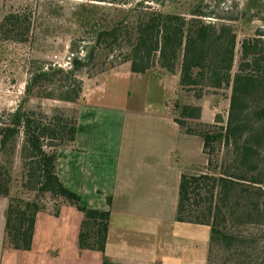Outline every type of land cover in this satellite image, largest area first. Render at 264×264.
I'll list each match as a JSON object with an SVG mask.
<instances>
[{"label":"trees","instance_id":"trees-1","mask_svg":"<svg viewBox=\"0 0 264 264\" xmlns=\"http://www.w3.org/2000/svg\"><path fill=\"white\" fill-rule=\"evenodd\" d=\"M73 1L68 65H33L25 98L15 110L0 117V156L14 148L22 136L23 167L28 177L37 179L42 194L57 198L56 209L59 204H69L83 214L80 249L99 251L104 264H114L106 256L110 210L84 205L56 171L59 149L66 141L70 142L66 146L75 141L78 110L71 119L49 118L40 111L25 110V103L33 97L78 102L84 91L83 75L110 70L108 61L116 59V54L139 75L152 72L157 65L161 73H174L181 55L179 96L182 91L196 92L201 100L204 88L231 89V95L225 123L220 118L204 123L200 105L176 102L175 111L183 120L174 121L182 133L202 138L207 157L206 165L190 166L181 175L176 221L210 226L211 246L221 242L227 249L237 239L226 230L228 223L264 225V32L256 31L254 37L242 41L241 57L233 72L237 32L230 24L202 19L211 18V14L196 10L193 18L186 20L181 14L147 6L152 2L164 8L160 0ZM31 25L26 11L8 13L0 20V42L29 43L33 39ZM89 35L90 41L86 40ZM221 149L223 155L219 156ZM10 177L0 157V197L9 201L4 244L31 250L36 215L46 208L35 200L10 198Z\"/></svg>","mask_w":264,"mask_h":264},{"label":"crops","instance_id":"crops-1","mask_svg":"<svg viewBox=\"0 0 264 264\" xmlns=\"http://www.w3.org/2000/svg\"><path fill=\"white\" fill-rule=\"evenodd\" d=\"M102 77L84 91L74 143L58 151L60 180L84 205L110 210V262L208 264L211 227L176 221L184 169L207 163L202 138L182 133L169 115L117 110L120 119H103L109 109L91 99ZM141 77L160 86L168 81ZM52 203L36 215L31 250H15L4 244L9 201L0 197V264H104L101 252L79 247L83 214L72 205L56 209ZM175 228L182 232L174 233Z\"/></svg>","mask_w":264,"mask_h":264},{"label":"rangeland","instance_id":"rangeland-1","mask_svg":"<svg viewBox=\"0 0 264 264\" xmlns=\"http://www.w3.org/2000/svg\"><path fill=\"white\" fill-rule=\"evenodd\" d=\"M160 1L164 2V8L152 2H149L147 6L150 10L181 14L186 20L193 18L192 13L198 10L206 15L211 14V18H202L205 22L210 20L216 24L225 23L234 27L237 32V48L233 72H236L241 57L242 41L254 37L256 31L264 32V0ZM74 2L73 0H0V20L10 12L26 11L32 20L33 30V39L29 43L0 42V117L6 112L15 110L25 98V87L34 64L68 65L70 41L74 32L73 24H71V10ZM134 2H140V0H134ZM128 17L133 18L131 15ZM89 37L90 35L86 40L90 41ZM115 58L108 61L112 64L110 70L105 68L98 73L89 72L83 75L84 91H86L98 82L103 74L108 73L102 77L101 84L94 89L91 98L93 105L109 109L103 112V119H106V116L111 119H120L115 112L117 110H135L142 113H154L158 116L169 115L170 118L173 116L183 120L179 111H175L176 102L180 101L178 104L181 105H200L203 115V121L202 117L201 121L204 123H215L216 118L226 122L231 89L204 88L201 100L196 98V92L182 91L181 96L178 95L181 55L174 73L165 71L161 73L162 70L158 65L152 72L147 73L157 77H167V84L163 86H160L155 79L150 78L149 83L148 79H142V75H132L130 63H122L119 54H116ZM120 66L117 74L110 72ZM137 80H142V83H136ZM200 88L196 89L197 93L200 92ZM84 91L82 98L72 103L33 97L25 103V110L40 111L47 114L49 118L63 116L70 119L74 118L78 110L79 119V108L85 98ZM187 123L191 124L190 121ZM68 141L61 148L70 144ZM21 150L22 136L14 148L7 149L0 156L2 164H5L11 175L10 198L35 200L44 208L52 202L56 206L57 201L54 200L57 198L42 194L39 191L37 179L28 177L27 168L23 167L25 161ZM222 155L221 149L219 156ZM225 228L237 239L228 249L223 243L215 242L209 252L210 264H264V225L237 226L231 222ZM172 231L182 232L179 228Z\"/></svg>","mask_w":264,"mask_h":264}]
</instances>
